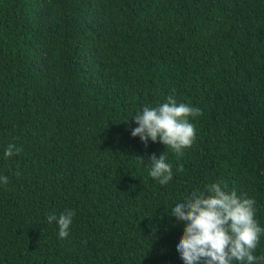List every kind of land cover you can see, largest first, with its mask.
Wrapping results in <instances>:
<instances>
[{
  "label": "trees",
  "instance_id": "obj_1",
  "mask_svg": "<svg viewBox=\"0 0 264 264\" xmlns=\"http://www.w3.org/2000/svg\"><path fill=\"white\" fill-rule=\"evenodd\" d=\"M170 94L202 111L180 156L131 135ZM0 176V264H184L171 210L214 182L264 228V0H0Z\"/></svg>",
  "mask_w": 264,
  "mask_h": 264
},
{
  "label": "clouds",
  "instance_id": "obj_2",
  "mask_svg": "<svg viewBox=\"0 0 264 264\" xmlns=\"http://www.w3.org/2000/svg\"><path fill=\"white\" fill-rule=\"evenodd\" d=\"M200 115L199 107L178 103L170 94L158 107H144L134 115L132 119L138 127L131 135L138 136L145 146L149 139L152 142L159 139L180 156L196 137L195 126L189 118ZM19 152V148L9 144L4 157L7 159ZM166 161L164 154L159 158L153 154L150 158L149 176L162 186L173 176L172 165ZM0 183L7 184L8 177L0 176ZM226 189L227 185L222 186L221 182L211 183L205 191L191 192L172 208L171 216L184 222L183 234L176 245L184 264H232L234 260L240 264H255L257 257L253 253L264 233V228L254 218L256 201ZM73 216V211L66 210L59 217L49 215L47 220L58 224V235L63 239L69 235Z\"/></svg>",
  "mask_w": 264,
  "mask_h": 264
}]
</instances>
